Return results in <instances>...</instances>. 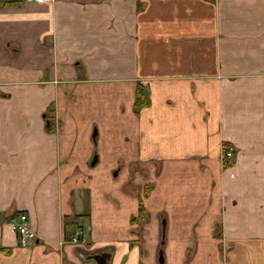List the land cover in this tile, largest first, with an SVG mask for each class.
I'll return each instance as SVG.
<instances>
[{
  "label": "crops",
  "instance_id": "crops-1",
  "mask_svg": "<svg viewBox=\"0 0 264 264\" xmlns=\"http://www.w3.org/2000/svg\"><path fill=\"white\" fill-rule=\"evenodd\" d=\"M160 252L264 264V0H0V264Z\"/></svg>",
  "mask_w": 264,
  "mask_h": 264
},
{
  "label": "built area",
  "instance_id": "built-area-1",
  "mask_svg": "<svg viewBox=\"0 0 264 264\" xmlns=\"http://www.w3.org/2000/svg\"><path fill=\"white\" fill-rule=\"evenodd\" d=\"M27 2H43L46 0H25ZM233 158V151L229 150L224 153L222 160H231ZM15 229L20 237L21 244L24 247L32 246L37 241V236L35 232L31 228L29 217L26 214H20L14 219ZM83 231H79L75 236L71 239L66 238V242H71L74 244H78L83 238Z\"/></svg>",
  "mask_w": 264,
  "mask_h": 264
},
{
  "label": "trees",
  "instance_id": "trees-1",
  "mask_svg": "<svg viewBox=\"0 0 264 264\" xmlns=\"http://www.w3.org/2000/svg\"><path fill=\"white\" fill-rule=\"evenodd\" d=\"M138 94H139L138 95L139 99H138L137 110H139L140 108H143V106H144V103L140 102V101H142L140 99L142 97V93L139 92ZM149 194H150V191L147 190L145 196L147 197ZM149 217H150V215H149L148 210L145 207L144 200L140 199V201H139V213H138L137 217L132 219V223H134V224L136 223L139 225V227H142L145 225V223H147V220L149 219Z\"/></svg>",
  "mask_w": 264,
  "mask_h": 264
},
{
  "label": "rangeland",
  "instance_id": "rangeland-1",
  "mask_svg": "<svg viewBox=\"0 0 264 264\" xmlns=\"http://www.w3.org/2000/svg\"><path fill=\"white\" fill-rule=\"evenodd\" d=\"M150 207L153 208L152 209L153 212H156V210H159V209L161 210V205L157 200H154V203L151 204ZM149 215H150V213H149ZM162 217L163 216L160 215L159 219H162ZM148 223H151L150 217L147 220L146 225H144V226L148 227V225H149ZM146 227L143 228V226H142V227L138 228L137 232H138L140 237H146V236H149L150 233H152V231L150 229H147ZM160 231H161V229H159V232Z\"/></svg>",
  "mask_w": 264,
  "mask_h": 264
},
{
  "label": "water",
  "instance_id": "water-1",
  "mask_svg": "<svg viewBox=\"0 0 264 264\" xmlns=\"http://www.w3.org/2000/svg\"><path fill=\"white\" fill-rule=\"evenodd\" d=\"M96 158L94 159V163L96 162ZM166 224H164L165 226ZM166 234V230L165 228L163 229V237ZM108 254H103V255H99V256H95L93 259L97 264H107V259H108ZM159 263L160 264H164V258H163V253L160 252V257H159Z\"/></svg>",
  "mask_w": 264,
  "mask_h": 264
},
{
  "label": "flooded vegetation",
  "instance_id": "flooded-vegetation-1",
  "mask_svg": "<svg viewBox=\"0 0 264 264\" xmlns=\"http://www.w3.org/2000/svg\"><path fill=\"white\" fill-rule=\"evenodd\" d=\"M166 222L165 221H163V225L165 224ZM160 264V263H159Z\"/></svg>",
  "mask_w": 264,
  "mask_h": 264
}]
</instances>
